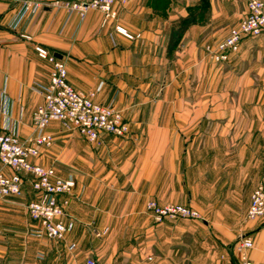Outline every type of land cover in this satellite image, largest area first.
I'll use <instances>...</instances> for the list:
<instances>
[{
    "label": "crops",
    "instance_id": "1",
    "mask_svg": "<svg viewBox=\"0 0 264 264\" xmlns=\"http://www.w3.org/2000/svg\"><path fill=\"white\" fill-rule=\"evenodd\" d=\"M25 1L39 7L12 28ZM115 10L103 26L97 10L82 20L56 0H0V133L25 143L37 134L33 114L51 65L36 45L65 63L75 90L113 103L130 125L124 139L103 133L98 149L58 122L46 129L55 141L35 163L76 181L68 232L56 242L35 236L29 185L22 196L0 195V264H239L242 237L254 241L249 258L263 262L264 219L247 211L264 172V34L245 38L226 64L205 50L247 15V1L131 0ZM104 153L107 173H97ZM0 173L12 170L0 165ZM149 200L182 203L202 219L157 224Z\"/></svg>",
    "mask_w": 264,
    "mask_h": 264
},
{
    "label": "built area",
    "instance_id": "2",
    "mask_svg": "<svg viewBox=\"0 0 264 264\" xmlns=\"http://www.w3.org/2000/svg\"><path fill=\"white\" fill-rule=\"evenodd\" d=\"M131 0H56V4L65 7L69 13L78 14L84 20L88 13L97 10L103 13L102 25L115 22L117 11L115 5H127ZM247 15L240 23L229 30L228 35L215 44L205 47L207 55L218 64L229 63L236 55L242 41L248 37L264 34V0H246ZM39 4L25 1L21 13L12 23L17 28L28 14L35 12ZM115 30L129 40L140 38L131 34L123 26L116 24ZM39 58L51 65L49 83L41 86L44 103L33 114V124L37 131L31 142L21 141L19 136L10 131L0 133V165L12 170L11 175L0 173V195L22 196L29 185L36 195L27 208L32 221L39 230L36 237H46L61 241L65 238L68 227L63 218L70 203V196L76 188L75 179H62L52 167L35 163L42 148L54 144L53 135L46 129L58 122L63 130L76 131L88 144L99 147L103 144V133L124 139L130 133V125L113 103L102 105L94 101L95 94L78 92L68 82V71L65 63L43 46L36 45ZM147 210L157 223L165 219L201 220L198 211L184 205L171 204L158 206L155 202L147 203ZM249 220L264 219V172L253 191L247 211ZM254 248L251 237H242L237 243L239 264H264L252 261L248 252ZM87 264H97L93 259Z\"/></svg>",
    "mask_w": 264,
    "mask_h": 264
},
{
    "label": "rangeland",
    "instance_id": "3",
    "mask_svg": "<svg viewBox=\"0 0 264 264\" xmlns=\"http://www.w3.org/2000/svg\"><path fill=\"white\" fill-rule=\"evenodd\" d=\"M84 145L85 146H88L89 144L87 143V142H85L84 143ZM91 148H92V146L91 145H89ZM99 147H97V149H98ZM96 161H97V166H95L94 168H93V170L94 171H96L97 173H101V172H105V173H107V170L105 169L104 170V167H106V163H107V153H104V154H101L100 156H97L96 157ZM85 171V170H84ZM65 172L66 173H71L70 171H67V170H65ZM83 172V171H82ZM149 173V172H148ZM70 179H72V178H70ZM74 179V178H73ZM148 180H149V182H150V178H148ZM141 189L142 190H146V192H149L150 190H151V187L150 186H142L141 187ZM150 201H153V202H155L158 206H167V205H171L172 203H160V202H158V201H156V200H149V201H147L146 203H145V211L151 216V218L153 219V221L155 222V223H157L155 220H154V218H153V215L150 213V212H148V210H147V203L148 202H150ZM173 204H176V205H182V203H173ZM181 219V218H180ZM165 220H173V219H165ZM164 220V221H165ZM174 220H177V219H174ZM163 221V222H164ZM162 223V222H161ZM157 224H159V223H157ZM47 240H49V241H58V240H50V239H47Z\"/></svg>",
    "mask_w": 264,
    "mask_h": 264
},
{
    "label": "trees",
    "instance_id": "4",
    "mask_svg": "<svg viewBox=\"0 0 264 264\" xmlns=\"http://www.w3.org/2000/svg\"><path fill=\"white\" fill-rule=\"evenodd\" d=\"M194 21V17L191 16L188 19L184 20L181 24V26L175 30V39H179L180 36L184 34V32L187 30V28L190 26L191 22Z\"/></svg>",
    "mask_w": 264,
    "mask_h": 264
}]
</instances>
